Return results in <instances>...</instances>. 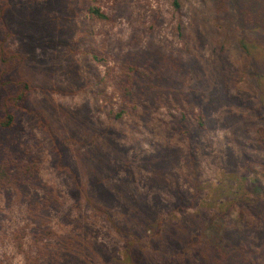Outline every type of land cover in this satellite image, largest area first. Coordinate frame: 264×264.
Instances as JSON below:
<instances>
[{
  "label": "rangeland",
  "instance_id": "obj_1",
  "mask_svg": "<svg viewBox=\"0 0 264 264\" xmlns=\"http://www.w3.org/2000/svg\"><path fill=\"white\" fill-rule=\"evenodd\" d=\"M7 2L2 57L18 59L30 91L29 108L0 129V141H25L41 162L38 184L0 198V264L35 255L37 211L47 241L73 247L78 264H264V66L243 53L241 31L216 1L178 0V10L173 0ZM89 5L109 18H92ZM131 38L139 51L193 55L201 72L170 88L198 92L195 108L208 107L191 139L174 126L172 99L137 118L105 94L112 89L100 76ZM87 122L119 136H86Z\"/></svg>",
  "mask_w": 264,
  "mask_h": 264
},
{
  "label": "trees",
  "instance_id": "obj_2",
  "mask_svg": "<svg viewBox=\"0 0 264 264\" xmlns=\"http://www.w3.org/2000/svg\"><path fill=\"white\" fill-rule=\"evenodd\" d=\"M215 1V12L226 15L225 17L228 20H233L236 28L241 31L242 35L238 40L243 53L248 59H256L264 66V0ZM173 6L176 10L179 9L178 0H173ZM10 7V3L7 0L6 2L5 0H0V31L2 36L4 31L9 30L8 25L6 27L4 25V15L7 13L5 9L9 11ZM87 10L90 16L96 20L109 18L96 5H89ZM47 16H49V13L44 14V17L47 18ZM57 24L55 23L54 26L55 35H59L63 28V25ZM65 28L67 34L68 31L71 32L72 30L70 27ZM126 44L131 48H129L130 51H127V53L119 51L111 54L113 65L108 66L105 73L100 76V81H104L105 85L109 84L112 89L111 93L105 94L111 97L116 95L120 100V106H130L132 113L137 118L149 117L155 107L172 99L173 108L177 110L176 114L172 113V118L174 119V126L180 132V135L185 139H191V136L203 130L209 119L208 107L206 109L205 107L195 108L194 103L199 99L198 92L192 91L189 94V92L185 93L184 91L170 89L178 78L187 80L188 74L201 72L194 61L193 55L187 57L173 55L172 51H166L162 47L154 48L150 44L147 49L139 51L135 47L133 38ZM2 56L3 53L0 49V59L4 63L6 59L4 58V60ZM174 56L178 57V60ZM17 60L16 57L8 59L7 61L10 63L6 61L0 69V90L3 92L0 107L1 130L12 128L16 124L17 114L24 111L23 107L29 108L27 102L29 100L30 83L27 76L21 74L19 69H16ZM250 61L255 62L248 60V62ZM175 67L177 68L175 69ZM184 68L186 72L182 73ZM256 72L254 73L255 75H261L257 66ZM80 79V74L74 73L71 82H79ZM173 79L176 80L173 81ZM212 89L210 88L209 90L212 91ZM226 90L224 88V98L231 100ZM103 98H106V96L103 95ZM236 103L239 102L236 101ZM122 111H117L115 118H120ZM87 126L86 136H91L95 132L99 135L102 132V134L115 138L120 133L117 130L102 128L94 124L90 125L88 122ZM72 130H76L74 126L71 132L76 133ZM257 131L258 134L260 133L262 142L264 139V128L257 129ZM31 149L32 146L30 144L11 137L5 141H0V198L6 194L8 195H5L7 201L14 193L18 192L21 194L29 189L30 185L34 186L40 180L41 161L39 157L32 153ZM120 150L123 152L122 149ZM163 152L162 148V154ZM190 158L191 163H193V156L190 155ZM6 191H9V193H6ZM34 205L37 206V209H42V204L34 203ZM40 214L41 212L39 211L35 213L34 222L38 226V230L32 236V243H34L35 247L37 246V250L34 256H28L26 262L28 264H78L74 260L72 253L68 252L71 246L60 243L54 245V247L47 241L46 237L51 231L48 223L40 219ZM241 230L245 232V230ZM18 245L22 249V243L20 242Z\"/></svg>",
  "mask_w": 264,
  "mask_h": 264
}]
</instances>
